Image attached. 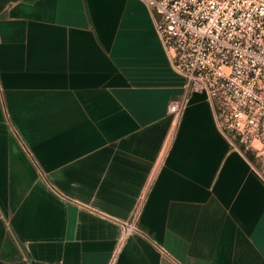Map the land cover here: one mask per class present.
Returning <instances> with one entry per match:
<instances>
[{"label": "crops", "instance_id": "obj_1", "mask_svg": "<svg viewBox=\"0 0 264 264\" xmlns=\"http://www.w3.org/2000/svg\"><path fill=\"white\" fill-rule=\"evenodd\" d=\"M128 224L116 264H264V174L143 2L0 0V264H108Z\"/></svg>", "mask_w": 264, "mask_h": 264}, {"label": "built area", "instance_id": "obj_2", "mask_svg": "<svg viewBox=\"0 0 264 264\" xmlns=\"http://www.w3.org/2000/svg\"><path fill=\"white\" fill-rule=\"evenodd\" d=\"M186 91L206 93L222 133L264 174V0H139ZM184 102L168 106L176 126ZM108 264H116L124 238Z\"/></svg>", "mask_w": 264, "mask_h": 264}, {"label": "trees", "instance_id": "obj_3", "mask_svg": "<svg viewBox=\"0 0 264 264\" xmlns=\"http://www.w3.org/2000/svg\"><path fill=\"white\" fill-rule=\"evenodd\" d=\"M247 157H248V159H249V160H252V158H251V156H250V155H248V154H247Z\"/></svg>", "mask_w": 264, "mask_h": 264}]
</instances>
